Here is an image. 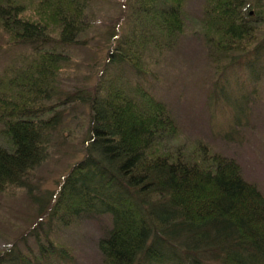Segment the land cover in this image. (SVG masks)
Instances as JSON below:
<instances>
[{"label":"trees","instance_id":"16d2710c","mask_svg":"<svg viewBox=\"0 0 264 264\" xmlns=\"http://www.w3.org/2000/svg\"><path fill=\"white\" fill-rule=\"evenodd\" d=\"M93 1L0 0L7 47L32 48L24 65L0 77V193L24 188L40 202V219L0 249V264H76L52 238L56 221L107 215L111 226L98 242L103 264H264L262 190L238 161L208 145L192 153L174 147L180 128L167 104L124 74L146 79V51L178 44L187 0H121L123 22L110 33L97 80L75 86L62 76L71 47L87 46ZM203 14L217 69L212 97L229 101L230 73H264V0H206ZM69 145L73 160L45 205L32 195L36 170L71 153Z\"/></svg>","mask_w":264,"mask_h":264},{"label":"rangeland","instance_id":"374dc122","mask_svg":"<svg viewBox=\"0 0 264 264\" xmlns=\"http://www.w3.org/2000/svg\"><path fill=\"white\" fill-rule=\"evenodd\" d=\"M122 1L92 2L88 13L90 27L84 36L87 46L71 47L69 74L62 76L65 83L88 87L97 80L100 62L111 45L110 33L123 22L120 20ZM205 4L206 0L186 1V29L173 49L164 53L152 48L146 51L151 61L149 72L144 74L146 79L134 76L127 68L124 74L167 104L180 128L178 136L170 141L174 147L183 146L186 153H192L203 144L213 152L234 158L241 165L244 177L264 193V73L258 79H252L244 70L230 73L229 101L225 97H212L217 69L202 29ZM0 38L5 42L0 50L1 77L11 66L24 65L21 59L32 48L7 47L6 37L0 35ZM244 96H248L246 101ZM69 146L71 153H60L36 170L32 195L40 200L45 197V205L59 191L66 164L73 160V145ZM39 205L24 188L0 193V249L36 225L40 219ZM44 226L47 228V224ZM109 226L108 215L69 226L57 220L52 238L73 251L76 264H103L98 242Z\"/></svg>","mask_w":264,"mask_h":264}]
</instances>
